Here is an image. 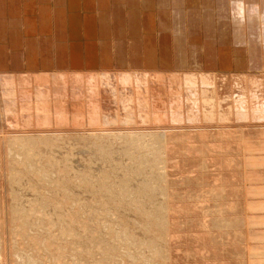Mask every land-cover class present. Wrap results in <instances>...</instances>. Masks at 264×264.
<instances>
[{
  "label": "rangeland",
  "instance_id": "1",
  "mask_svg": "<svg viewBox=\"0 0 264 264\" xmlns=\"http://www.w3.org/2000/svg\"><path fill=\"white\" fill-rule=\"evenodd\" d=\"M102 1L59 9L53 0H0V244L11 252L21 246L39 264H264V0H139L136 7ZM71 43L81 60L66 52L64 66L56 65L57 47ZM89 46L93 66L84 61ZM62 74L76 79L62 86L55 82ZM44 81L51 90L41 88ZM131 215L139 223H129ZM159 215L167 220L154 223ZM224 218L235 223L221 224Z\"/></svg>",
  "mask_w": 264,
  "mask_h": 264
},
{
  "label": "bare ground",
  "instance_id": "2",
  "mask_svg": "<svg viewBox=\"0 0 264 264\" xmlns=\"http://www.w3.org/2000/svg\"><path fill=\"white\" fill-rule=\"evenodd\" d=\"M48 1H49V0H48ZM53 1H54V7H53V8H59V7H60L59 9H62L64 6L66 7L67 4H68L69 7H70V6L72 7V6H74L75 4H78V3H81V2H82L83 5L87 7L88 5H90L89 2L91 3V0H53ZM93 1H94L95 3H96V2L100 3L99 6H101V1H102V0H92V2H93ZM99 1H100V2H99ZM107 1H109V0H103L102 2H107ZM141 1H142V0H141ZM144 1L146 2V0H143V2H142L143 4L141 3V5H144V4H145ZM147 1H148V0H147ZM222 1H223V0H222ZM236 1H237V0H236ZM248 1H250V0H248ZM248 1H245V2L247 3ZM251 1H252V0H251ZM110 2H112V4H113L114 6H118V7H119V6H122L123 4H125V5L127 4L126 6H130V5H131V6H133V7H134V6L136 7V6L139 5V3H140L139 0H110ZM230 2H231V1H230ZM238 2H239V1H238ZM238 2H237V3H238ZM82 3H81V4H82ZM108 3H109V2H108ZM146 3H147V2H146ZM217 3H218V2H217ZM263 3H264V2H263ZM103 4H104V3H103ZM112 4H111V5H112ZM218 4H219V3H218ZM63 5H64V6H63ZM145 5H146V4H145ZM145 5H144V6H145ZM147 5H148V3H147ZM147 5H146V6H147ZM234 5H235V4H234ZM237 5H238V4H237ZM253 5H254V4H253ZM131 6H130V7H131ZM158 6H159V5H158ZM258 6H259V5H258ZM41 7H42V6H41ZM61 7H62V8H61ZM112 7H113V6H112ZM141 7H142V6H141ZM253 7H254V6H253ZM39 8H40V7H39ZM53 8H52V9H53ZM87 8H88V7H87ZM87 8H85V9H87ZM231 8H232V7H231ZM42 9H43V8H42ZM44 9H45V8H44ZM48 9H49V8H48ZM63 9H64V8H63ZM71 9H72V8H71ZM101 9H102V8H101ZM120 9H121V7H120ZM221 9H222V8H221ZM235 9H236V6H235ZM244 9H245V8H244ZM53 10H54V9H53ZM55 10H56V9H55ZM42 11H43V10H42ZM84 11H85V10H84ZM116 11H117V10H116ZM158 11H159V10H158ZM166 11H167V9H166ZM45 12H46V11H45ZM54 12H55V11H54ZM87 12H88V11H87ZM108 13H109V12H108ZM118 13H119V12H118ZM159 13H163V12H160V11H159ZM39 14H40V13H39ZM73 14H74V13H73ZM85 14H86V13H85ZM134 14H135V13H134ZM141 14H142V13H141ZM150 14H151V13H150ZM164 14H165V13H164ZM164 14H163V15H164ZM62 15H63V14H62ZM114 15H115V12H114ZM129 15H131V14H129ZM223 15H224V14H223ZM26 16H27V15H26ZM26 16H25V17H26ZM88 16H90V17H87V15H85L84 18H85V19H90V22H91V20L94 21V18H93L91 15H88ZM98 16H99V14H98ZM150 16H151V15H150ZM152 16H153V15H152ZM253 16H254V15H253ZM28 17H29V16H28ZM68 17H70L69 19H70L71 22H75V21H77L76 19H77L79 16L76 17L75 15H73L72 18H71V16H68ZM86 17H87V18H86ZM141 17H142V16H141ZM159 17H160V16H159ZM164 17H165V16H164ZM230 17H231V16H230ZM61 18H62V17H61ZM61 18H60V19H61ZM91 18H93V19H91ZM101 18H102V17H101ZM119 18H120V17H119ZM130 18H131V17H130ZM143 18H144V17H143ZM254 18H255V17H254ZM26 19H27V18H26ZM60 19H58V20L60 21ZM99 19H100V16H99ZM102 19H103V18H102ZM121 19H122V18H121ZM144 19H145V18H144ZM235 19H236V18H234V20H235ZM237 19H238V18H237ZM239 19H240V18H239ZM260 19H261V18H260ZM42 20H43V19H42ZM131 20H132V19H131ZM151 20H152V19H151ZM252 20H254V19H252ZM39 21H40V19H39ZM86 21H89V20H86ZM104 21H105V20H104ZM135 21H136V20H135ZM248 21H249V20H248ZM45 22H46V21H45ZM90 22H89V23H90ZM118 22H119V21H118ZM145 22L147 23V21H145ZM61 23H62V22H61ZM76 23H78V22H76ZM114 23H115V22H114ZM150 24H151V23H150ZM254 24H255V23H254ZM41 25H42V24H41ZM116 25H117V24H116ZM237 25H238V24H237ZM41 27H42V26H41ZM242 27H243V26H242ZM147 30H148V29H147ZM59 31H60V30H59ZM61 31H62V30H61ZM104 31H105V30H104ZM46 32H47V31H46ZM114 32H115V31H114ZM57 33H58V34H56L57 37L62 38V35H63L62 33H64V32H62V33H61V32H57ZM167 34H168V33H167ZM167 34H166V35H167ZM67 35H68V34H67ZM67 35H66V37H67ZM71 35H72V34H71ZM71 35L69 34V38H70ZM145 35H146V34H145ZM64 36H65V35H64ZM72 36H73V35H72ZM72 36H71V37H72ZM55 37H56V36H55ZM74 37H75V36H74ZM105 37H107V36H105ZM148 37H149V36H148ZM225 37H226V36H225ZM103 38H104V37H103ZM158 38H159V37H158ZM158 38H157V39H158ZM57 39H59V38H57ZM64 39H65V38H64ZM152 39H153V38H152ZM161 39H162V38H161ZM76 40H77V39H76ZM59 41H62V40H59ZM99 41H100V40H99ZM149 41H150V40H149ZM164 41H165V40H164ZM59 43H60V42H59ZM114 44H115V43H114ZM135 44H136V43H135ZM46 45H48V44H45V46H46ZM49 45H50V44H49ZM62 45H63V44H62ZM71 45H72V46H71ZM76 45H77V44H75V43H74V44L71 43L70 46H69L70 49H68V50L65 49V47H63V48H62V47H57V49H56V51H57V61H56V65H57V63H58V65H61V66H62V64H63V66H64V64H65V62H66V59H67V57H65V55H64V54H66V52H71V54H72L71 57H72V58H70V59L72 60V62H76V63H78L81 59L79 60V53H78V50H77L78 48H77ZM115 45H116V44H115ZM58 46H59V45H58ZM87 46H88V45H87ZM107 46H108V45H107ZM117 46H118V45H117ZM132 46H133V45H132ZM132 46H131V47H132ZM78 47H79V46H78ZM103 47H104V46H103ZM103 47H102V49H103ZM135 47H136V45H135ZM135 47H134V49H135ZM159 47H160V46H159ZM89 48H91V47L89 46ZM106 48H107V47H106ZM106 48H104L103 50L105 51ZM118 48H120V47H118ZM0 49H1V48H0ZM91 49H92V48H91ZM99 49H100V47H99ZM44 50H48V49L45 47ZM103 50H101V51H102V52H101L102 54H104ZM107 50H108V49H107ZM107 50L105 51V54L107 53ZM121 50H122V49H121ZM121 50H120V51H121ZM132 50H133V49H132ZM8 51H9V50H8ZM87 51H88V52H87ZM87 51H85V53H87L88 56L85 57L86 60H84V61L87 62L88 66H89V64H90V66H91V64H92V63L94 62V60H95L94 58H96V57H95L96 54L94 53L93 49H92V50H87ZM118 51H119V50H118ZM135 51H136V49H135ZM135 51H133V52H135ZM4 52H5V51H4ZM47 52H48V51H47ZM108 52H109V51H108ZM133 52H131V53H133ZM49 53H50V52H49ZM120 53H121V52H120ZM120 53H119V54H120ZM45 54H46V53H45ZM50 54H51V53H50ZM93 54H95V55H93ZM111 54H112V53H111ZM168 54H169V53H168ZM168 54H167V55H168ZM47 55H48V54H47ZM58 55H59V56H58ZM80 55H81V54H80ZM109 55H110V54H109ZM169 55H170V54H169ZM180 55H181V54H180ZM117 56H118V54H117ZM117 56H116V57H117ZM119 56H120V55H119ZM119 56H118V57H119ZM122 56H123V55H122ZM77 57H78V58H77ZM100 57H101V56H100ZM168 57H169V56H168ZM173 57H174V56H173ZM39 58L41 59L40 56H39ZM49 58H50V57H49ZM49 58H48V59H49ZM109 58H110V57H109ZM119 58L121 59V57H119ZM150 58H151V57H150ZM157 58H158V57H157ZM165 58H166V57H165ZM13 59H14V58H13ZM35 59H36V58H35ZM48 59H47V60H48ZM102 59L105 60L106 58L103 57ZM117 59H118V58H117ZM10 60H11V59H10ZM36 60H37V59H36ZM42 60H45V58H43ZM47 60L45 61L46 63L48 62ZM55 60H56V58H55ZM118 60H119V59H118ZM162 60H163V59H162ZM166 60H167V59H166ZM224 60H225V59H224ZM236 60H237V59H236ZM236 60H235V61H236ZM67 61H68V60H67ZM102 61H103V60H102ZM119 61H120V60H119ZM228 61H229V60H228ZM10 62H11V61H10ZM42 62H44V61H42ZM42 62H41V63H42ZM45 62H44V63H45ZM70 62H71V61H70ZM72 62H71V63H72ZM104 62H105V61H104ZM179 62H180V61H179ZM46 63H45V64H46ZM50 63H51V61H50ZM59 63H60V64H59ZM84 63H85V62H84ZM106 63H107V61H106ZM232 63H233V62H232ZM30 64H32V63H30ZM48 64H49V63H48ZM48 64H47V66H46V65H43V63H42V66H43V67H44V66H46V67H51L50 65L48 66ZM54 64H55V63H54ZM93 64H94V63H93ZM93 64H92V66H93ZM116 64H117V63H116ZM225 64H227V63H225ZM19 65H20V64H19ZM21 65H22V64H21ZM37 65H38V64H37ZM72 65H73V64H72ZM80 65H81V64H80ZM80 65H79V66H80ZM101 65H102V64H101ZM105 65H106V64H105ZM63 66H62V67H63ZM76 66L78 67V65H76ZM109 66H110V65H109ZM235 66H236V65H235ZM56 67H57V66H56ZM124 67H125V65H124ZM58 68H59V67H58ZM77 74H78V73H77ZM84 74H85V73H84ZM101 74H102V73H101ZM101 74H100V75H101ZM114 74H115V73H114ZM40 75H41L40 77L44 76V75H42V74H40ZM62 75H63L64 79H62V80L59 79L58 81L53 80V81H55V82H60V81H62V83L60 82L62 86H63V82H64L63 80H65V79H66V80H68V79L71 80V78L73 79V78L75 77L74 75H71V74H70V75H66V74L64 75V74H62ZM100 75H99V76H100ZM102 75L105 76L106 73H105V74H102ZM107 75L110 76L109 74H107ZM132 75H133V74H132ZM59 76L61 77L60 73H59ZM77 76H78V75H77ZM83 76H84V75H83ZM83 76H82V77H83ZM92 76L95 77V76H97V75H95V76L92 75ZM92 76H91V75H85V79H84V81H86V80L89 81L90 79H92V78H91ZM113 76H114V75H113ZM116 76H117V75H116ZM120 76H121V75H120ZM133 76H134V79H135V75H133ZM136 76H137V75H136ZM139 76H140V75H139ZM139 76H138V78H139ZM146 76H147V75H146ZM163 76H164V75H163ZM37 77H38V76H37ZM37 77H36V80L38 81V78H37ZM45 77H46V76H45ZM47 77H48V76H47ZM47 77H46V78H47ZM78 77H79V76H78ZM78 77H77V78H78ZM97 77H98V76H97ZM106 77H107V76H106ZM106 77H105V78H106ZM111 77H112V76H111ZM157 77H158V76H156V78H157ZM32 78H33V77H32ZM42 78H43V77H42ZM42 78H41V79L39 78V81H40V82H41ZM61 78H62V77H61ZM103 78H104V77H103ZM107 78H108V77H107ZM115 78H118V77H115ZM128 78H129V77H127V79H128ZM132 78H133V77H132ZM150 78H152V77H149V79H150ZM154 78H155V76H154ZM208 78H209V76H208ZM20 79H21V78H20ZM23 79H25V78H23ZM27 79H29V77H27ZM43 79H44V78H43ZM47 79H48V78H47ZM74 79H76V78H74ZM113 79H114V78H113ZM139 79H140V78H139ZM146 79H147V78H146ZM165 79H166V77H165ZM226 79H227V78H226ZM237 79H238V78H237ZM21 80H22V79H21ZM30 80H31V79H30ZM36 80H34V81H36ZM45 80H46V79H45ZM56 80H57V79H56ZM106 80H112V79L110 78V79H106ZM116 80H117V79H116ZM129 80H130V79H129ZM129 80H128V81H129ZM136 80H137V79H136ZM210 80H211V79H210ZM232 80H233V79H232ZM240 80H241V79H240ZM255 80H256V79H255ZM24 81H25V80H24ZM34 81H33V82H34ZM37 81H36V82H37ZM48 81H49V80H47V84H49ZM73 81L75 82V80H73ZM133 81H134V80H133ZM142 81H143V80H142ZM156 81H157V80H156ZM246 81H247V80H246ZM6 82H7V81H6ZM19 82H20V80H19ZM25 82H26V81H25ZM65 82H66V81H65ZM65 82H64V83H65ZM76 82H77V80H76ZM112 82H113V81H112ZM118 82H120V81L118 80ZM126 82H127V81H126ZM136 82H137V81H136ZM159 82H161V81L159 80ZM159 82L157 81L155 84H156V85L158 84L157 86H159ZM182 82H183V81H182ZM186 82H187V81H186ZM29 83H31V82H29ZM29 83H28V84H29ZM53 83H54V82H53ZM86 83H87V82H86ZM94 83H95V82H94ZM100 83H101V81H100ZM105 83H107V82L105 81ZM108 83H110V82L108 81ZM108 83H107V84H108ZM129 83H131V82L129 81ZM139 83H140V81H139ZM143 83H144V81H143ZM149 83H150V82H149ZM153 83H154V80H153ZM153 83H151V84H153ZM166 83H167V82H166ZM178 83H179V82H178ZM12 84H13V83H12ZM32 84H33V83H32ZM42 84L44 85V84H45V81H44V83L42 82L40 85H42ZM50 84H51V83H50ZM50 84H49V85H50ZM55 84H56V83H54V86H55ZM57 84H58V83H57ZM70 84H71V83H70ZM101 84H102V83H101ZM110 84H111V83H110ZM112 84L114 85V82H113ZM116 84H117V82L115 83V85H116ZM151 84H150V85H151ZM160 84H163V83L161 82ZM164 84H165V83H164ZM167 84H168V83H167ZM204 84H205V83H204ZM204 84H203V85H204ZM230 84H231V83H230ZM241 84H242V86H240V87H243V82H242ZM245 84H246V83H245ZM245 84H244V85H245ZM22 85H24V84L22 83ZM43 85H42V86H43ZM45 85H46V84H45ZM52 85H53V84H52ZM52 85H50V86H52ZM59 85H60V84H58V87H59ZM61 85H60L59 89H61ZM73 85H74V84H73ZM75 85H76V83H75ZM88 85H89V84H88ZM108 85H109V84H108ZM113 85L111 86V88H110V85H109L108 87H109L110 89H112V87H114ZM120 85H122V84L120 83ZM126 85H127V84H126ZM128 85H129V84H128ZM132 85H133V83H132ZM132 85H131V87H132ZM141 85H142V84H141ZM147 85H148V84H147ZM156 85L154 86V88L158 89V88L156 87ZM165 85H166V84H165ZM205 85H206V84H205ZM3 86H4V83H3ZM5 86H6V85H5ZM5 86H4V87H5ZM9 86H10V85H9ZM36 86H37V83H36ZM38 86H39V84H38ZM46 86H47V85H46ZM50 86H49V87H50ZM123 86H124V85H123ZM144 86H145V85H144ZM151 86H152V85H151ZM151 86H150V88H152ZM206 86H207V85H206ZM211 86H212V85H211ZM246 86H247V85H246ZM248 86H249V85H248ZM15 87H16V86H15ZM20 87H21V86H20ZM22 87H23V86H22ZM22 87H21V88H22ZM33 87H34V86H33ZM39 87H41V86H39ZM44 87H45V86H43V87H41V88H44ZM58 87L56 88V86H55V87H54V88H56L55 90H59ZM65 87H66V86H65ZM69 87H70V85H69ZM71 87H72V86H71ZM71 87H70V88H71ZM74 87H75V86H73L72 88H74ZM77 87H78V86H77ZM86 87H87V86H86ZM90 87H91V86H90ZM90 87H89V88H90ZM104 87H105V86H104ZM134 87H136V86L134 85ZM134 87H133V89H134ZM162 87H163V86H162ZM166 87H167V86H166ZM168 87L170 88V86H168ZM168 87H167V88H168ZM188 87H189V86H188ZM232 87H233V86H232ZM23 88H24V87H23ZM50 88H51V87H50ZM50 88H48V86H47V89L51 90L52 88H51V89H50ZM66 88H67V87H66ZM93 88H94V87H93ZM106 88H107V86H106ZM109 88H107V90H108ZM114 88H115V87H114ZM137 88H138V87H137ZM137 88H136V89H137ZM160 88H161V87H160ZM169 88H168V89H169ZM225 88H226V87H225ZM256 88H257V87H256ZM37 89H38V88H36V90H37ZM39 89H40V88H39ZM64 89H65V88L63 87V90H64ZM87 89H88V88H87ZM143 89H144V88H143ZM152 89H153V88H152ZM156 89H155V90H156ZM168 89H166V90H168ZM223 89H224V88H223ZM243 89H244V88H243ZM34 90H35V89H34ZM41 90H42V89H41ZM44 90H45V89H44ZM53 90H54V89H53ZM78 90H80V89H78ZM90 90H91V89H90ZM94 90H95V89H94ZM101 90H102V89H101ZM114 90H115V89H114ZM121 90H122V89H121ZM131 90H132V89H131ZM218 90H219V89H218ZM256 90H257V89H256ZM11 91H12V90H11ZM26 91H29V90H26ZM26 91H25V92H26ZM42 91H43V90H42ZM45 91H46V90H45ZM59 91H60V90H59ZM98 91H99V90H98ZM117 91H118V90H117ZM129 91H130V90H129ZM134 91H136V90H133V91H131V92H134ZM138 91H139V90H138ZM138 91H137V92H138ZM159 91H160V90H159ZM164 91H165V90H163V92H164ZM174 91H175V90H174ZM9 92H10V91H9ZM29 92H31V91H29ZM56 92H58V91H56ZM60 92H61V91H60ZM76 92H77V91H76ZM86 92H87V90H86ZM95 92H97V91H95ZM115 92H116V90H115ZM142 92H143V91H142ZM142 92H141V93H142ZM147 92H148V91H147ZM161 92H162V90H161ZM161 92H159V93L162 94L163 92H162V93H161ZM201 92H202V91H201ZM16 93H17V92H16ZM16 93H15V94H16ZM32 93H33V91H32ZM32 93H31V94H32ZM43 93H44V92H43ZM49 93H50V92H49ZM61 93L63 94V92H61ZM83 93H84V92H83ZM92 93H93V92H92ZM113 93H114V92H113ZM134 93H136V92H134ZM168 93H170L169 90H168ZM232 93H234V92H232ZM12 94H13V91H12ZM36 94H37V93H36ZM45 94H46V92H45ZM90 94H91V92H90ZM94 94H95V93H94ZM115 94H116V93H115ZM136 94H138V93H136ZM136 94H135V96H136ZM146 94L148 95V93H146ZM154 94H155V93H154ZM163 94H164V93H163ZM165 94H166V92H165ZM187 94H188V93H187ZM200 94H201V93H200ZM208 94H209V93H208ZM239 94H240V93H239ZM28 95H29V94H28ZM59 95H60V94H59ZM66 95H67V94H66ZM83 95H84V94H83ZM85 95H86V94H85ZM92 95H93V94H92ZM129 95H130V94H129ZM131 95H132V94H131ZM131 95H130V96H131ZM143 95H144V94H143ZM157 95H158V94H157ZM168 95H170V94H168ZM168 95H166V96H168ZM212 95H213V94H212ZM215 95H216V94H215ZM215 95H214V99H215ZM11 96H12V95H11ZM11 96H10V97H11ZM16 96H17V95H16ZM30 96H33V95H30ZM48 96H49V95H48ZM60 96H61V95H60ZM60 96H58V97H60ZM69 96H70V95H69ZM86 96H87V95H86ZM119 96H120V99H121V95H119ZM119 96H118V97H119ZM139 96H140V95H139ZM145 96H146V95H145ZM149 96H150V95H149ZM160 96H161V95H160ZM160 96H159V97H160ZM189 96H190V95H189ZM200 96H201V95H200ZM237 96H238V95H237ZM17 97H18V96H17ZM40 97H41V96H40ZM51 97H54V96L51 95ZM63 97H64V95L62 96V98H63ZM74 97H75V96H74ZM80 97H81V96H80ZM111 97H112V96H111ZM115 97H116V96H115ZM140 97H141V96H140ZM146 97H148V96H146ZM164 97H165V95H164ZM194 97H195V96H194ZM207 97H208V96H207ZM230 97H231V96H230ZM19 98H20V97H19ZM37 98H38V97H37ZM112 98H114V97H112ZM132 98H133V96H132ZM141 98H142V97H141ZM201 98H202V97H201ZM232 98H233V97H232ZM64 99H65V98H64ZM67 99H68V98H67ZM105 99H106V98H105ZM124 99H125V98H124ZM129 99H130V98H129ZM136 99H137V97H136ZM142 99H143V98H142ZM168 99H169V98H168ZM170 99H171V97H170ZM206 99H207V98H206ZM208 99H209V98H208ZM218 99H219V98H218ZM218 99H217V100H218ZM224 99H226V98H224ZM57 100H58V98H57ZM61 100H62V99H61ZM114 100H115V99H114ZM127 100H128V99H127ZM144 100H145V99H144ZM165 100H166V99H164L163 101H165ZM189 100H190V99H189ZM217 100H216V102L218 103ZM232 100H233V99H232ZM236 100H237V99H236ZM74 101H75V99H74ZM77 101H78V100H77ZM83 101H84V100H83ZM123 101H124V100H123ZM167 101H168V100H167ZM198 101H199V100H198ZM224 101H225V100H224ZM229 101H230V98H229ZM263 101H264V100H263ZM129 102H130V101H129ZM135 102H136V101H135ZM137 102H138V101H137ZM195 102H196V101H195ZM213 102H214V101H213ZM226 102H227V100H226ZM9 103H10V102H9ZM141 103H142V102H141ZM167 103H168V102H167ZM169 103H170V102H169ZM201 103H202V102H201ZM203 103H204V102H203ZM203 103H202V104H203ZM61 104H62V103H61ZM126 104H127V103H126ZM136 104H137V103H136ZM143 104H144V102H143ZM154 104H155V103H154ZM218 104H219V103H218ZM220 104H221V103H220ZM259 104H260V102H259ZM128 105H129V104H128ZM131 105H134V104H131ZM140 105H141V104H140ZM140 105H139V106H140ZM155 105H156V104H155ZM167 105H168V104H167ZM197 105H198V104H197ZM207 105H208V103H207ZM213 105H214V104H213ZM97 106H98V105H97ZM143 106H144V105H143ZM147 106H148V105H147ZM160 106H161V105H160ZM189 106H190V105H189ZM198 106H199V105H198ZM214 106H216V105H214ZM214 106H212V107H214ZM236 106H237V105H236ZM238 106H239V105H238ZM260 106H262V105H260ZM10 107H11V106H10ZM22 107H23V104H22ZM43 107H44V106H43ZM152 107L154 108V106H152ZM168 107H169V106H168ZM208 107H209V106H208ZM140 108H141V107H140ZM150 108H151V107H150ZM155 108H156V106H155ZM210 108H211V107H209L208 109H210ZM261 108H262V107H261ZM142 109H143V108H142ZM170 109H171V107H170ZM199 109H200V108H199ZM201 109H202V108H201ZM220 109H221V108H220ZM239 109H240V108H239ZM259 109H260V108H259ZM47 110H48V109H47ZM147 110H148V109H147ZM149 110H150V109H149ZM151 110H153V109H151ZM195 110H196V109H195ZM215 110H216V108H215ZM217 110H218V109H217ZM40 111H42V110H40ZM45 111H46V110H45ZM88 111H89V110H88ZM88 111H87V112H88ZM126 111H127V110H126ZM153 111H154V110H153ZM153 111H152V113H153ZM159 111H160V110H159ZM167 111H168V110H167ZM207 111H208V110H207ZM209 111H210V110H209ZM209 111H208V112H209ZM212 111H213V110H212ZM43 112H44V111H43ZM43 112H42V115L45 114V113H43ZM50 112H51V111H50ZM133 112H134V111H133ZM140 112H141V111H140ZM142 112H143V111H142ZM147 112H148V111H147ZM204 112H205V111H204ZM54 113H55V112H54ZM137 113H138V112H135V114H137ZM145 113H146V112H145ZM154 113H155V111H154ZM154 113H153V114H154ZM196 113H197V110H196ZM227 113H228V112H227ZM39 114H41V113H39ZM39 114H37V115H39ZM135 114H134V115H135ZM141 114H142V113H141ZM149 114L152 115L151 113H149ZM194 114H195V113H194ZM212 114L214 115V112H213ZM212 114H211V115H212ZM215 114H218V113H215ZM26 115H28V114H26ZM29 115H30V114H29ZM37 115H36V117H37V118L39 119V121H40L41 118H40V116L38 117ZM46 115H47V113H46ZM137 115H139V113H138ZM211 115H210V116H211ZM48 116H49V115H48ZM86 116H88V115H86ZM93 116H94V115H93ZM128 116H129V115H128ZM158 116H159V115H158ZM27 117L30 118L29 116H27ZM34 117H35V116H34ZM36 117H35V118H36ZM41 117H42V116H41ZM136 117H137V116H136ZM149 117H150V116H149ZM160 117H161V115H160ZM195 117H196V116H195ZM216 117H217V116H216ZM37 118H36V119H37ZM138 118H139V116H138ZM163 118H164V117H163ZM38 119H37V120H38ZM93 119H94V118H93ZM150 119H151V118H150ZM28 120H30V119H28ZM203 120H204V119H203ZM168 132H169V131H168ZM159 133H160V132H159ZM258 134H259V133H258ZM141 135H142V134H141ZM152 135H153V134H152ZM160 135H161V134H160ZM165 135H166V134H165ZM145 136H146V135H145ZM161 136H162V135H161ZM163 136H164V135H163ZM33 137H35V136H33ZM137 137H138V136H137ZM154 137H155V136H154ZM29 138H30V137H29ZM68 138H69V137H68ZM132 138H133V137H132ZM134 138H136V137H134ZM140 138H141V137H140ZM152 138H153V137H152ZM152 138H151V139H152ZM11 139H12V138H11ZM47 139H49V138H47ZM60 139H61V138H60ZM69 139H71V138H69ZM141 139H142V138H141ZM162 139H163V138H162ZM17 140H19V139H17ZM41 140H42V139H41ZM61 140L63 141V139H61ZM61 140H59L60 143H61ZM134 140H135V139H134ZM134 140H133V142H134ZM14 141H15V140H14ZM19 141H20V140H19ZM21 141H22V140H21ZM31 141H32V140L27 141V142H29V145H31L30 143H33V142H34V141L31 142ZM38 141H40V140H38ZM48 141H49V140H48ZM65 141H66V140H65ZM65 141H63V142L65 143ZM67 141L69 142L68 139H67ZM135 141H136V140H135ZM27 142L24 141V142H23L24 145L21 143V146H25V147H23V149H24V148H25V149H24V150L22 149L24 152L26 151V148H27V150H28V143H27ZM162 142H163V141H162ZM241 142H242V141H241ZM9 143H10V142H9ZM53 143H54V141H53ZM56 143H57V142H56ZM66 143H67V142H66ZM66 143H65V144H66ZM159 143H160V142H159ZM33 144H34V143H33ZM35 144H36V143H35ZM61 144H63V143H61ZM65 144H64V145H65ZM169 144H170V143H169ZM15 145H16V144H15ZM64 145H63V146H64ZM152 145H153V144H152ZM159 145H161V144H159ZM150 146H151V145H150ZM163 146H164V145H163ZM61 147H62V145H61ZM160 147H161V146H160ZM14 148H15V147H14ZM16 148H17V147H16ZM19 148H20V144H19ZM10 149H11L12 151H10ZM30 149H31V148H30ZM30 149H29L28 152H27V151H26V152L29 153V152H30ZM170 149H171V147L169 148V150H170ZM60 150H61V149H60ZM31 151H32V150H31ZM58 151H59V150H58ZM8 152H10V153L12 152V153L15 155L16 159H17L16 161H18V159L20 158V155H19V153L17 152V150H14L13 148H9V149H8ZM21 152H22V151H21ZM24 152H23V153H24ZM41 152H42V151H41ZM32 153H33V152H32ZM61 153H62V152H61ZM16 154H17V155H16ZM24 154H25V153H24ZM33 154H34V153H33ZM8 155H9V153H8ZM10 155H11V154H10ZM10 155H9V157H10ZM18 155H19V156H18ZM30 156H31V153H30ZM34 156L37 157V155H34ZM38 156H39V155H38ZM73 156H74V155H71L72 158H73ZM11 157H12V156H11ZM11 157H10V158H11ZM18 157H19V158H18ZM28 157H29V156L27 155L26 158H28ZM71 157H70V158H71ZM75 157H76V155H75ZM10 158H9V160H10ZM30 158H32V157H30ZM66 158H67V157H66ZM3 159H4V158H3ZM37 159H39V158H37ZM67 159H69V158H67ZM1 160H2V159H1ZM4 160H5V159H4ZM9 160L7 159L6 161H9ZM11 160H13V159L11 158ZM11 160H10V163L12 164ZM22 160H23L24 162H26V159H22ZM28 160H29V159H28ZM28 160H27V162H26L27 167H26L25 169L30 168V167L33 165L30 161H29V162H30V163H29ZM57 160H58V159H57ZM59 160H60V159H59ZM65 160H66V159H65ZM74 160H75V158H74ZM80 160H82V159H80ZM14 161H15V160H14ZM20 161H21V158H20ZM23 161H22V163H23ZM33 161H34V160H33ZM161 161H162V160H161ZM52 162H53V161H52ZM54 162H55V161H54ZM58 162H59V161H58ZM164 162H165V161H164ZM0 163H1V161H0ZM5 163H6V162H5ZM8 163H9V162H8ZM10 163H9V165H10ZM13 163L15 164L16 162H13ZM28 163H29V164H28ZM36 163H37V162H36ZM159 163H160V162H159ZM14 164H12V165H14ZM145 164H146V163H145ZM7 165H8V164H7ZM9 165H8V166H9ZM20 165H21V164H20ZM29 165H30V166H29ZM159 165H160V164H159ZM21 166H22V165H21ZM34 166H35V165H34ZM37 166H38V164H37ZM11 167H12V166H11ZM35 167H36V166H35ZM203 167H204V166H203ZM21 168H22V167H21ZM36 168H38V167H36ZM39 168H40V167H39ZM141 168H142V167H141ZM30 169H32V167H31ZM40 170H41V169H40ZM60 170H61V168H60ZM14 171H15V170H14ZM28 171H29V169H28ZM16 172H17V171H16ZM35 172H36V171H35ZM61 172H62V171H61ZM13 173H14V172H13ZM17 173H18V172H17ZM39 173H41V172L39 171ZM43 173H44V172H43ZM58 173H59V170H58ZM21 174H22V173H21ZM21 174H20V176H21ZM41 174H42V173H41ZM41 174H38V175L36 174L37 176H39L38 179H40ZM56 174H57V173H56ZM60 174H61V173H60ZM159 174H160V173H159ZM3 175H4V174H3ZM8 175H9V174H8ZM26 175H27V174H26ZM26 175H25V176H26ZM34 175H35V174H34ZM157 175H158V173H157ZM161 175H162V174H161ZM163 175H164V174H163ZM17 176H18V175H17ZM20 176H19V177H20ZM29 176H30V175H29ZM29 176H28V177H29ZM22 177H23V176H22ZM30 177H31V176H30ZM33 177H34V176H33ZM35 177H36V176H35ZM35 177H34V178H35ZM42 177H43V176H42ZM42 177H41V178H42ZM46 177H47V175H46ZM46 177L44 176V178H46ZM61 177H62V176H61ZM64 177H65V176H64ZM97 177H98V176H97ZM3 178H4V177H3ZM9 178H10V177H9ZM11 178H12V177H11ZM17 178H18V177H17ZM47 178H48V177H47ZM47 178H46V180H47ZM29 179H30V178H29ZM29 179H28V180H29ZM31 179H32V178H31ZM85 179H87V177H85ZM3 180H4V179H3ZM48 180H49V178H48ZM89 180H90V179H89ZM7 181H8V180H7ZM30 181H31V180H30ZM37 181H38V180H37ZM42 181H43V180H42ZM83 181H84V182H83V185H84V183L87 182L88 179H87V180H83ZM97 181H98V180H97ZM10 182H11V181H10ZM16 182H17V181H16ZM19 182H20V181H19ZM46 182H47V181H46ZM8 183H9V182H8ZM36 183H37V182H36ZM49 183H50V182H49ZM70 183H71V182H70ZM92 183H93V182H92ZM172 183H173V182H172ZM19 184H21V183H19ZM37 184H38V183H37ZM80 184H81V183H80ZM14 185H15V184H14ZM16 185H17V184H16ZM83 185H82L81 187H83ZM85 185H86V184H85ZM91 185H92V184H90V186H91ZM20 186H21V185H20ZM53 186H54V185H53ZM88 186H89V184H88ZM13 187H14V186H13ZM13 187H12V189H14ZM54 187H55V186H54ZM57 187H58V186H57ZM81 187H80V188H81ZM84 187H85V186H84ZM86 187H87V186H86ZM17 188H18V185H17ZM22 188H23V187H22ZM29 188H30V187H29ZM39 188H40V187H39ZM15 189H16V188H15ZM15 189H14V190H15ZM19 189H20V188H19ZM88 189H90V188H88ZM91 189H92V188H91ZM122 189H123V188H122ZM54 190H55V189H54ZM56 190H57V188H56ZM56 190H55V191H56ZM82 190H83V189H82ZM16 191H17V190H16ZM18 191H19V190H18ZM61 191H62V190H61ZM83 191H84V190H83ZM84 192H85V191H84ZM124 192H125V191H124ZM48 193H49V192H48ZM54 193H55V192H54ZM57 193H58V192H57ZM76 193H77V192H76ZM80 193H81V192H80ZM92 193H93V192H92ZM130 193H131V192H130ZM133 193H134V192H133ZM218 193H219V192H218ZM15 194H16V197H18L19 192H17V193H13L14 196H15ZM17 194H18V195H17ZM20 194H21V193H20ZM82 194H83V193H82ZM90 194H91V193H90ZM128 194H129V193H128ZM131 194H132V193H131ZM7 195H8V193H7ZM11 195H12V194H11ZM66 195H67V194H66ZM159 195H160V194H159ZM20 196H21V195H20ZM162 197H163V196H162ZM0 198H1V197H0ZM11 198H12V197H11ZM18 198H19V197H18ZM18 198H17V199H18ZM43 198H44V197H43ZM163 198H164V197H163ZM47 199H49V198H47ZM10 200H11V199H10ZM12 200H13V198H12ZM15 200H16V199H15ZM49 200H50V199H49ZM113 200H114V199H113ZM156 200H158V199H156ZM17 201H18V200H17ZM20 201H21V200H20ZM37 201H38V200H37ZM61 201H62V200H61ZM9 202H10V201H9ZM12 202H13V201H12ZM159 202H160V200H159ZM15 204H16V203H15ZM40 204H41V203H40ZM61 205H62V204H61ZM117 205H118V204H117ZM11 206H12V205H11ZM37 206H38V205H37ZM166 206H167V205H166ZM54 208H55V207H54ZM162 208H163V207H162ZM165 208H166V207H165ZM9 209H10V208H9ZM12 209H13V208H12ZM133 209H134V208H133ZM166 209H167V208H166ZM170 209H171V208L168 207L167 212H170ZM0 210H1V209H0ZM4 210H5V209H4ZM14 211H15V208H14V210H13V213H14ZM1 213H2V212H1ZM130 213H131V212H130ZM135 213H136V212H135ZM15 214H16V213H15ZM21 214H22V213H21ZM132 214H133V213H132ZM136 214H137V213H136ZM140 214H142V213H140ZM13 215H14V214H13ZM27 215H28V214H27ZM34 215H35V214H34ZM133 215H134V214H133ZM137 215H138V214H137ZM15 216H16V215H15ZM23 216H24V215H23ZM62 216H63V215H62ZM110 216H111V215H110ZM145 216H146V215H145ZM145 216H144V217H145ZM20 217H21V215H20ZM20 217H19V218H20ZM32 217H33V216L29 217L30 220H29V222H27V224H28V223H31V222L33 221V220L31 221ZM50 217H51V216H50ZM58 217H59V216H58ZM131 217H132V215H131ZM144 217H143V219H144ZM14 218H15V217H14ZM17 218H18V217H17ZM21 218H22V217H21ZM21 218H20V221H21ZM24 218H25V216H24ZM26 218H27V216H26ZM36 218H37V217H36ZM52 218H53V217H52ZM68 218H69V217H68ZM71 218H72V217H71ZM114 218H115V217H114ZM135 218H136V219H135ZM154 218H155V220L153 221L154 223L160 222L161 220H167V219H166L167 217H166V218L164 217L163 219H161V215H159L158 218H156V217L154 216ZM34 219H35V218H34ZM139 219H140V218H139ZM168 219H169V218H168ZM219 219H220V218H219ZM221 219H222V218H221ZM225 219H226V218H224L223 221L221 220L222 222L220 221V223H221V224H224L223 222H225V225H226V222H227V223H228V222H231V224H232L233 220L230 221L231 219H227V220H229V221H226ZM7 220H9V219H7ZM12 220H13V218H12ZM17 220H18V219H17ZM27 220H28V219H27ZM42 220H43V219H42ZM68 220H69V219H68ZM73 220H74V219H73ZM144 220H145V219H144ZM144 220H143V221H144ZM147 220H148V219H147ZM213 220H214V219H213ZM14 221H15V220H14ZM18 221H19V220H18ZM24 221H26V220H24ZM24 221H23V222H24ZM69 221H70V220H69ZM76 221H77V220H76ZM214 221H216V219H215ZM10 222H11V221H10ZM23 222H22V224H23ZM33 222H34V221H33ZM35 222H37L36 219H35ZM39 222H40V221H39ZM41 222H42V221H41ZM78 222H79V221H78ZM80 222H81V221H80ZM136 222L139 223V221H138V216H133V217H132V220L129 221V223H131V224L136 223ZM145 222H148V221H145ZM162 222H164V221H162ZM62 223H63V222H62ZM150 223H151V222H150ZM209 223H210V222H209ZM233 223H235V222H233ZM13 224H14V223H13ZM16 224H17V223H16ZM20 224H21V222L18 223V225H20ZM25 224H26V223H25ZM27 224H26L25 226H27ZM40 224H41V223H40ZM71 224H72V223H71ZM167 224H168L169 227L166 226V228H168V229H166V230L164 229V231H167V230H169V229L171 228L170 226H171L172 224H171L170 222L167 223ZM215 224H216V223H215ZM240 224H241V223H240ZM29 225H30V224H29ZM41 225H42V224H41ZM41 225H40V226H41ZM158 225H159V224H158ZM259 225H260V224H259ZM22 226H23V225H22ZM142 226H144V225L142 224ZM145 226H146V225H145ZM211 226H212V224H211ZM217 226H218V225H217ZM9 227H12V226H9ZM13 227H14V226H13ZM23 227H24V226H23ZM41 227H43V226H41ZM153 227H154V226H153ZM164 227H165V226H164ZM233 227H234V226H233ZM2 228H3V227H2ZM27 228H28V226H27ZM29 228H30V227H29ZM29 228H28V230H29ZM32 228H33V227H32ZM44 228H45V227H44ZM65 228H66V227H65ZM151 228H152V227H151ZM161 228H162V227H161ZM227 228H228V227H227ZM231 228H232V227H231ZM25 229H26V228H25ZM153 229H154V228H153ZM4 230H5V229H4ZM17 230H18V229H17ZM17 230H16V231H17ZM20 230H21V229H20ZM32 230H33V229H32ZM155 230H156V229H155ZM161 230H163V229H161ZM26 231H27V230H26ZM122 231H123V230H122ZM19 232H21V231H19ZM23 232H24V230H23ZM27 232H29V231H27ZM156 232H157V231H156ZM161 232H163V231H161ZM9 233H10V232H9ZM14 233H15V232H14ZM17 233H18V232H17ZM24 233H25V232H24ZM39 233H40V232H39ZM143 233H144V232H143ZM149 233H150V232H149ZM220 233H221V232H220ZM223 233H224V232H223ZM223 233H222V234H223ZM20 234H21V233H20ZM121 234H124V233H121ZM160 234L162 235V233H160ZM230 234H231V233H230ZM27 235H29V234H27ZM33 235H34V234H33ZM124 235H125V234H124ZM218 235H219V234H218ZM225 235H227V234H225ZM228 235H229V234H228ZM3 236H4V235H3ZM30 236H31V235L26 236V234H25V236L23 235V238L25 237V239H31ZM36 236H38V235H36ZM158 236H159V235H158ZM162 236H163V235H162ZM7 237H8V236H7ZM17 237H18V235H17ZM29 237H30V238H29ZM33 237H34V236H33ZM52 237H53V236H52ZM127 237H128V236H127ZM141 237H142V236H141ZM165 237H166V236H165ZM229 237H230V236H229ZM18 238H19V237H18ZM34 238H35V237H34ZM53 238H54V237H53ZM112 238H113V237H112ZM122 238H123V237H122ZM142 238H143V237H142ZM220 238H221V237H220ZM231 238H232V237H231ZM233 238H235V237H233ZM2 239H4V238H2ZM10 239H11V238H10ZM15 239H16V238H15ZM20 239H21V238H20ZM137 239H138V237H137ZM137 239H136V240H137ZM154 239H155V238H154ZM160 239H161V238H160ZM218 239H219V237H218ZM221 239H222V238H221ZM0 240H1V238H0ZM12 240H13V238H12ZM12 240H11V241H12ZM21 240L23 241V239H21ZM36 240H37V238H36ZM43 240H44V239H43ZM133 240H134V239H133ZM143 240H145V239L143 238ZM165 240H166V239H164V241H165ZM231 240H232V239H231ZM1 241H2V240H1ZM27 241L30 242V240H27ZM57 241H58V240H57ZM128 241H129V240H126V238L123 239V245H124V244H127ZM131 241H132V240H131ZM145 241H146V240H145ZM150 241H151V240H150ZM156 241H157V240H156ZM2 242H3V241H2ZM2 242H1V243H2ZM15 242H16V241H15ZM35 242H36V241H35ZM35 242H34V244H35L34 246H33V244L31 245V249H32V250H36V253H38V251L40 250V248H37V247H39V246L41 247V245H40V244H37V243H35ZM40 242H41V241H40ZM93 242H95V241H93ZM126 242H127V243H126ZM148 242H149V241H148ZM153 242H154V241H153ZM161 242H162V239H161ZM11 243H12V242H11ZM24 243H25V242H24ZM24 243H23V244H24ZM27 243H28V242H27ZM58 243H59V242H58ZM130 243H131V242H130ZM135 243H136V242H135ZM149 243H150V242H149ZM149 243H147L146 245H147V247H149V250L151 251L152 255L156 254L155 252H157L158 247H157V250H155L156 247L154 246V244H151V246H150ZM151 243H152V241H151ZM165 243H167V242H165ZM12 244H13V243H12ZM44 244H45V242H44ZM72 244H73V243H72ZM148 244H149V246H148ZM157 244H158V243H157ZM162 244H163V243H162ZM13 245H14V244H13ZM20 245H21V244H19V246H20ZM36 245H37V246H36ZM85 245H86V244H85ZM92 245H94V244H92ZM164 245H165V244H164ZM16 246H17V245H16ZM47 246H50V245H48V243H47ZM58 246H59V245H58ZM80 246H81V245H80ZM165 246H166V245H165ZM215 246H216V245H215ZM8 247H9V246H8L7 243L4 244V245H3V243H2V245L0 244V264H5V259H6V258H8V259L12 262V264H28V263H31V264H32V262H34V263H38V261L36 262V261H33V260H38L39 258H38V259H37V258H36V259H33L34 257L32 256L33 258L31 257L32 259H30V258H29L30 256L27 254V251H26V252L23 251V254H24V255H23L22 253H20V252H22V249L20 248L21 246L18 247V249H19V250L17 249L18 251H17L16 249H14V250H12L13 252H11L10 250H8ZM25 247H26V246H25ZM44 247H46V246H44ZM44 247H43L42 249H44ZM50 247H51V246H50ZM52 247H53V246H52ZM52 247H51V248H52ZM86 247H88V246H86ZM144 247H145V246H144ZM10 248H11V247H10ZM47 248H48V247H47ZM53 248H54V247H53ZM55 248H56V247H55ZM75 248H76V247H75ZM82 248H83V247H82ZM84 248H85V247H84ZM90 248H91V247H90ZM124 248H125V247H124ZM231 248H232V247H231ZM235 248H236V247H234V249H235ZM237 248H238V247H237ZM12 249H13V248H12ZM31 249H30V250H31ZM62 249H63V248H62ZM67 249H68V248H67ZM86 249H87V248H86ZM227 249H228V248H227ZM253 249H254V248H253ZM23 250H24V249H23ZM27 250H29V249H27ZM30 250H29V252H30ZM57 250H59V249H57ZM81 250H82V249H81ZM96 250H97V249H96ZM163 250H164V249H163ZM223 250H224V248H223ZM236 250H237V249H236ZM9 251H10V254H9ZM19 251H20V252H19ZM46 251H47V249H46ZM50 251H51V250H50ZM68 251H69V250H68ZM79 251H80V249H79ZM88 251H89V250H88ZM170 251H171V250H170ZM225 251H226V250H225ZM233 251H234V250H233ZM29 252H28V253H29ZM57 252H59V251H57ZM69 252H70V251H69ZM93 252H94V250H93ZM132 252H133V251H132ZM161 252H162V251H161ZM209 252H210V251H209ZM223 252H224V251H223ZM223 252H222V253H223ZM50 253H51V252H50ZM85 253H87V252H85ZM88 253H90V252H88ZM94 253H95V252H94ZM158 253H159V252H158ZM226 253H227V252H226ZM34 254H35V253H34ZM57 254H58V253H57ZM60 254H61V253H60ZM78 254H79V253H78ZM78 254H77V255H78ZM83 254H84V253H83ZM236 254H238V253H236ZM250 254H251V253H250ZM9 255H10V257H9ZM39 255H40V254H38V256H39ZM44 255H45V254H44ZM50 255H51V254H50ZM88 255H89V254H88ZM88 255H87V256H88ZM90 255H91V254H90ZM134 255H135V254H134ZM165 255H166V254H165ZM245 255H246V254H245ZM23 256H24V257H23ZM28 256H29V257H28ZM35 256H36V255H35ZM53 256H54V255H53ZM65 256H66V255H65ZM68 256H69V255H68ZM72 256H73V255H72ZM75 256H76V255H74V257H75ZM79 256H80V254L78 255V257H79ZM92 256H93V254H92ZM150 256H151V254H150ZM243 256H244V255H243ZM243 256H242V257H243ZM36 257H37V256H36ZM47 257H48V256H47ZM50 257H51V256H50ZM56 257H57V256H56ZM80 257H81V256H80ZM152 257H153V256H152ZM155 257H156V258H155ZM159 257H161V256H159ZM10 258H11L13 261H12ZM62 258H63V257H62ZM71 258H73V257H71ZM118 258H119V257H118ZM121 258H122V257H121ZM123 258H124V257H123ZM154 258H155V260L152 259V261H156L157 259L159 260V258H157V255L154 256ZM8 259H7V260H8ZM46 259H47V258H46ZM46 259H45L44 263H41V264H46V263H45V262H46ZM54 259H55V258H54ZM59 259H60V258H59ZM59 259H58V260H59ZM74 259H75V258H74ZM80 259H81V258H80ZM160 259H161V258H160ZM239 259H240V258H238V260H239ZM9 260H8V263H6V264H9ZM29 260H31L32 262L29 261ZM47 260H48V259H47ZM55 260H56V259H55ZM55 260H54V261H55ZM64 260H66V259H64ZM71 260H72V259H71ZM76 260H77V259H76ZM76 260H75V261H76ZM118 260H119V259H118ZM166 260H167V259H166ZM170 260H171V259H170ZM170 260H169V261H170ZM28 261H29V262H28ZM81 261H82V260H81ZM121 261H122V259H121ZM135 261H139V260H135ZM159 261H160V263L158 262V264H162L161 262H162L163 260H162V261L159 260ZM55 262H56V261H55ZM77 262H78V261H77ZM156 262H157V261H156ZM163 262H164V261H163ZM261 262H262V261H261ZM38 264H39V263H38ZM53 264H54V263H53ZM56 264H57V263H56ZM65 264H66V263H65ZM72 264H73V263H72ZM79 264H80V262H79ZM85 264H86V263H85ZM122 264H126V263L124 262V259H123V261H122ZM154 264H155V262H154ZM165 264H166V263H165ZM237 264H238V262H237Z\"/></svg>",
  "mask_w": 264,
  "mask_h": 264
}]
</instances>
